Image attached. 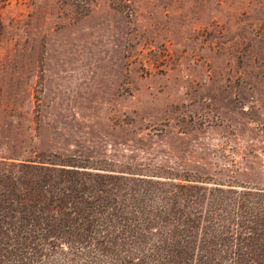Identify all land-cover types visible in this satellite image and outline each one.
<instances>
[{"label": "rangeland", "instance_id": "1", "mask_svg": "<svg viewBox=\"0 0 264 264\" xmlns=\"http://www.w3.org/2000/svg\"><path fill=\"white\" fill-rule=\"evenodd\" d=\"M3 156L264 187V0H0Z\"/></svg>", "mask_w": 264, "mask_h": 264}, {"label": "trees", "instance_id": "2", "mask_svg": "<svg viewBox=\"0 0 264 264\" xmlns=\"http://www.w3.org/2000/svg\"><path fill=\"white\" fill-rule=\"evenodd\" d=\"M77 166L0 157V264H264V187Z\"/></svg>", "mask_w": 264, "mask_h": 264}]
</instances>
